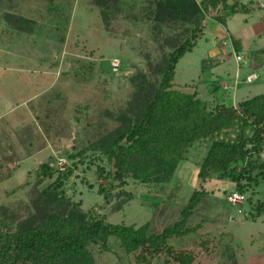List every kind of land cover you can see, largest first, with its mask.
<instances>
[{
	"label": "rangeland",
	"instance_id": "rangeland-1",
	"mask_svg": "<svg viewBox=\"0 0 264 264\" xmlns=\"http://www.w3.org/2000/svg\"><path fill=\"white\" fill-rule=\"evenodd\" d=\"M240 1H252L254 9L228 16L226 24L216 19L221 12H208L204 35L176 67L174 87L193 92L198 85L211 106H237L264 94V0ZM116 2L117 12L106 22L96 0H0V207L27 216L23 205L47 161L58 171L38 188L74 168L63 188L83 210L105 214L111 223L147 224L155 233L179 220L199 190L204 195L187 219L195 230L171 243L196 255L195 264H264V211L256 209L264 204V178L248 169L240 184L231 177L202 181L203 140L189 147L167 183L127 177L118 186L116 180L111 203L98 192L113 179L105 178L106 171L115 170L98 142L120 125L119 110L133 96L132 77L145 71L156 79L167 43L179 40L186 26L168 16L157 19L159 0ZM234 37L243 41V51L235 50ZM211 58L221 63L208 68L203 60ZM256 158L263 162L264 151L244 165ZM233 192L243 199L232 203ZM117 251L96 255V264L129 263H119Z\"/></svg>",
	"mask_w": 264,
	"mask_h": 264
},
{
	"label": "trees",
	"instance_id": "trees-1",
	"mask_svg": "<svg viewBox=\"0 0 264 264\" xmlns=\"http://www.w3.org/2000/svg\"><path fill=\"white\" fill-rule=\"evenodd\" d=\"M159 2L157 14L162 18L157 19L165 20L168 16L174 23L186 26L179 32V40L167 43L170 50L154 69L156 79L149 78L145 71L132 77L133 96L119 110L120 125L109 139L102 137L98 142L115 167L114 172L106 171L105 178H113L109 185L99 187L106 203L113 200L116 180L118 186H124L127 177L149 184L169 182L189 147L199 140L206 145L198 170L202 181L231 177L240 184L248 169H258L257 177L264 178V161L259 163V157L249 162V166L244 165L247 158L264 151V94L243 100L237 106L219 102L211 106L209 100L201 97L198 85L190 92L173 84L178 62L193 51L208 27L207 13L218 10L221 15L216 19L226 24L230 15L251 12L253 2L204 0L202 5L197 0ZM96 5L106 22L117 12L116 0H96ZM232 42L237 52L243 51L241 39L234 37ZM203 63L209 68L221 61L211 58ZM217 88L219 85H215V91ZM69 157L73 159L76 154ZM238 168L242 169L232 172ZM56 171L52 161L40 165L37 170L40 179L23 205L27 216L20 217L8 207H0V264H96V255L113 250H119V263L129 258L126 264H195L196 255L176 247L171 240L195 230L188 226L187 219L204 192L194 191L182 209L181 218L155 233L147 224L136 227L111 223L105 214L83 210L82 203L70 198L63 188L74 168L59 171L54 182L38 188L45 179L55 177ZM99 171L103 175L105 169L100 167ZM238 187L244 190L243 186ZM256 209L261 213L264 204L258 203Z\"/></svg>",
	"mask_w": 264,
	"mask_h": 264
},
{
	"label": "built area",
	"instance_id": "built-area-1",
	"mask_svg": "<svg viewBox=\"0 0 264 264\" xmlns=\"http://www.w3.org/2000/svg\"><path fill=\"white\" fill-rule=\"evenodd\" d=\"M243 199V195H241L239 192H233L230 196H229V200L232 203H236L239 200Z\"/></svg>",
	"mask_w": 264,
	"mask_h": 264
},
{
	"label": "crops",
	"instance_id": "crops-1",
	"mask_svg": "<svg viewBox=\"0 0 264 264\" xmlns=\"http://www.w3.org/2000/svg\"><path fill=\"white\" fill-rule=\"evenodd\" d=\"M242 44H243V41H242Z\"/></svg>",
	"mask_w": 264,
	"mask_h": 264
}]
</instances>
